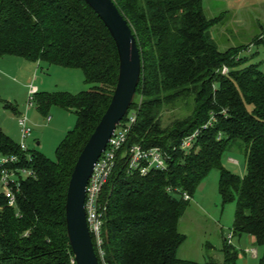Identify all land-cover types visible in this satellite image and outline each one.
Returning <instances> with one entry per match:
<instances>
[{"label": "trees", "instance_id": "trees-1", "mask_svg": "<svg viewBox=\"0 0 264 264\" xmlns=\"http://www.w3.org/2000/svg\"><path fill=\"white\" fill-rule=\"evenodd\" d=\"M205 0H114L136 36L142 58L141 80L129 114L137 117L118 149L105 182L102 264H237L238 248L224 241V262L184 258L187 235L180 220L202 179L219 168L224 203L236 200L234 235L249 233L264 247V71L241 52L250 45L222 49L213 28L224 14L209 17ZM252 44L264 43V29ZM251 44V45H252ZM13 55L38 67L77 68L92 87L79 93L39 92L37 108L72 109L76 124L55 149V158L23 150L0 128V153L16 154L15 168L32 167L20 177L15 205L0 193V264H76L66 232L65 197L77 158L114 93L119 56L104 22L84 0H0V57ZM227 66L229 71L222 73ZM45 69V68H44ZM192 97L190 113L163 126L165 103ZM199 128L195 146L179 148ZM235 142L245 147L247 172L223 165ZM161 145L165 169L130 171V146ZM27 154L30 158L27 159ZM264 264V253L260 263Z\"/></svg>", "mask_w": 264, "mask_h": 264}, {"label": "rangeland", "instance_id": "rangeland-1", "mask_svg": "<svg viewBox=\"0 0 264 264\" xmlns=\"http://www.w3.org/2000/svg\"><path fill=\"white\" fill-rule=\"evenodd\" d=\"M204 9L209 17L224 14L223 21L213 28L220 47L227 49L250 45L241 52L242 56L249 58L248 64L259 63L264 71V43H250L264 29V0H205ZM44 68L38 69L33 63L29 68L20 67V71L0 70V123L4 122L12 127L15 134L10 135L19 143L17 118L25 114L32 128V135L27 140L28 148L55 158L56 146L76 124L77 114L72 109L58 105H50L42 111L37 108L36 101L27 107L29 84L35 86L39 92L65 91L76 94L92 86L86 83L81 69L60 66ZM193 105L192 97L163 104L162 125L171 126L177 119L186 117ZM46 115L51 116L49 121L46 120ZM222 160L223 165L232 172L240 176L246 174L245 147L241 142H235L227 149ZM24 176L25 174L22 175ZM219 179V168H213L198 185L180 220V230L187 235L179 248V253L184 258L200 261L215 258L220 263L224 262V238H228L232 232L236 200L223 202ZM233 244L240 254L237 264L260 263L264 247L251 243L248 234L244 233L241 237L234 235Z\"/></svg>", "mask_w": 264, "mask_h": 264}, {"label": "water", "instance_id": "water-1", "mask_svg": "<svg viewBox=\"0 0 264 264\" xmlns=\"http://www.w3.org/2000/svg\"><path fill=\"white\" fill-rule=\"evenodd\" d=\"M84 1L98 14L116 43L119 74L111 101L73 165L66 189L65 221L76 264H102L87 220V186L97 161L135 99L142 58L132 27L114 0Z\"/></svg>", "mask_w": 264, "mask_h": 264}, {"label": "built area", "instance_id": "built-area-1", "mask_svg": "<svg viewBox=\"0 0 264 264\" xmlns=\"http://www.w3.org/2000/svg\"><path fill=\"white\" fill-rule=\"evenodd\" d=\"M221 71L222 73H227L229 68L224 66ZM28 89L27 107L33 105L34 94L38 91L31 83ZM136 117V113L132 112L129 114L127 120L119 123L107 148L97 161L87 186L85 202L87 220L101 254L103 253L102 226L104 223V208L101 201L102 189L115 165L118 149L127 139L128 132L132 129ZM46 119L49 120L50 115H46ZM17 124L20 134L18 145L21 149L27 150V140L32 135V128L25 114L17 118ZM199 130L197 128L186 134L180 141L179 148L185 152L190 151L196 144ZM26 157L29 159L30 154H27ZM168 157L167 150L161 145L144 146L141 143H134L130 146L128 169L132 172L138 170L141 174H147L152 168L165 169L167 167ZM16 159V154L0 153V193L6 197L9 205H15L16 203L15 195L19 189L20 177L24 174H31L33 171L32 167L26 165L20 168L13 167L12 164ZM173 191L181 193L185 199L192 198V195L188 191H181L180 189H174ZM232 234L231 232L228 236L229 241L232 240Z\"/></svg>", "mask_w": 264, "mask_h": 264}, {"label": "crops", "instance_id": "crops-1", "mask_svg": "<svg viewBox=\"0 0 264 264\" xmlns=\"http://www.w3.org/2000/svg\"><path fill=\"white\" fill-rule=\"evenodd\" d=\"M18 62V63H17ZM35 63L36 64V67L39 69L38 67V62H34V61H30V60H27V59H24V58H21V57H17V56H13V55H5V56H2L0 57V70H3L4 72H7L8 70L9 71H17V69L20 71L22 69H20V67L24 68V67H31L32 64ZM18 64V66H17ZM43 64V63H41ZM52 66H50L49 68H51ZM44 68V66H43ZM42 68V69H43ZM48 68V69H49ZM34 70V69H33ZM34 71H37L36 69ZM63 108V107H62ZM51 118V116H50ZM47 120V119H46ZM50 120V119H49ZM47 120V121H49ZM17 127H18V124H17ZM0 128L6 132L11 138H14L12 137V135L10 134H15L12 130V127L11 126H8L7 124H5L4 122H1L0 123ZM19 130V128H18ZM11 132V133H10ZM36 143H39V140H36ZM233 233V232H232ZM245 234H248L249 236V240L251 241V243L255 244V236L252 235V234H249V233H245ZM233 236L234 234H232V240H231V243H233ZM242 236V235H241ZM239 236V237H241ZM226 238H224V241H225ZM180 255V253H179ZM181 257H184L182 255H180Z\"/></svg>", "mask_w": 264, "mask_h": 264}]
</instances>
